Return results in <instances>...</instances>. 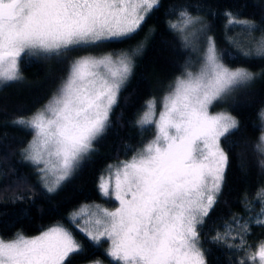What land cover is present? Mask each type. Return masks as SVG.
<instances>
[{
  "label": "snow or ice",
  "instance_id": "obj_1",
  "mask_svg": "<svg viewBox=\"0 0 264 264\" xmlns=\"http://www.w3.org/2000/svg\"><path fill=\"white\" fill-rule=\"evenodd\" d=\"M160 7L161 0H0V85L24 79L22 60H67L66 74L48 102L12 121L33 134L21 156L35 168L46 192H56L96 152L141 50L111 53L102 46L133 39ZM172 13L176 20L167 22L169 30L196 60L185 62L158 114L152 98L135 120L142 131L154 127V137L139 149L125 146L133 152L130 159L109 164L98 177L101 196L117 206L83 205L69 218L94 246L109 243L104 255L113 264H208L201 232L229 164L221 141L240 128L231 113L211 109L264 76L225 64L201 15L184 5ZM224 16L226 30L238 28L243 37L226 36L227 41L246 59H264V27L230 11ZM73 52L82 54L70 56ZM257 117L260 134L251 148L264 174V108ZM240 167L243 171V163ZM254 199L259 212L253 214L245 196L247 215L225 218L207 240L236 255L229 264H264V242L255 247L247 242L252 225L264 226V186ZM80 252L82 245L62 224L36 236L0 237V264H65Z\"/></svg>",
  "mask_w": 264,
  "mask_h": 264
},
{
  "label": "trees",
  "instance_id": "obj_2",
  "mask_svg": "<svg viewBox=\"0 0 264 264\" xmlns=\"http://www.w3.org/2000/svg\"><path fill=\"white\" fill-rule=\"evenodd\" d=\"M180 5L187 6L194 14L201 15L208 25V34L216 41L217 49L225 64L244 66L254 73L264 72V59H246L226 36H239V29L226 30L225 11L240 19L256 21L264 27V0H161V7L146 18L141 30L126 42L102 46L105 52L118 53L141 47L134 56L135 67L123 88L118 105L111 116V127L96 143V152L86 159L77 171L54 193H48L41 186L35 168L25 163L21 150L31 141L32 133L12 121L40 109L51 98L66 74L67 60L57 58L22 60L24 79L18 83L0 85V236L13 238L16 232L33 236L41 231L62 224L68 228L82 245V252L72 254L65 264H84L98 260L113 264L104 255L107 241L94 246L70 222V216L81 205L104 204L113 206V200L101 196L97 188L98 177L109 164L126 160L133 155L125 146L139 149L155 135V128L142 131L135 120L142 114L145 102L154 98L156 105L168 91L186 61L196 60V54L182 46L177 36L169 30L168 21L176 20L172 13ZM256 32L255 35H259ZM202 48V47H201ZM228 53L233 54L230 59ZM70 53V56L81 55ZM97 54V53H94ZM213 109L225 110L240 122V128L228 141L221 145L229 155L222 193L210 212L201 232L202 244L208 264H229L235 261V254H228L222 246L208 243L224 219L232 214L247 215L242 200L251 201L255 212L260 202L254 199L258 187L264 186V174L256 165L251 145L259 133L258 110L264 108V76H259L246 88L238 89L226 101L213 105ZM247 142V144H245ZM234 146L229 149V144ZM241 163L244 165L241 170ZM19 197V198H18ZM248 244L255 247L264 242V226L251 227Z\"/></svg>",
  "mask_w": 264,
  "mask_h": 264
},
{
  "label": "rangeland",
  "instance_id": "obj_3",
  "mask_svg": "<svg viewBox=\"0 0 264 264\" xmlns=\"http://www.w3.org/2000/svg\"><path fill=\"white\" fill-rule=\"evenodd\" d=\"M205 22H206V21H205ZM209 35H210V34H209ZM200 46L203 47V44H201ZM174 80H175V79H174ZM174 80H173V82H174ZM173 82H172V83H173ZM58 87H59V86H58ZM58 87H57V88H58ZM57 88H56V90H57ZM56 90H55V91H56ZM168 91H169V89H168ZM168 91H167V92H168ZM167 92L164 94V96L167 94ZM164 96H163V97H164ZM163 97H162V98H163ZM162 98L160 99V102H161ZM47 102H48V101H47ZM47 102H46V103H47ZM46 103H45V104H46ZM45 104H44V105H45ZM156 104H157V103H156ZM160 110H161V107H160V103H159L158 105H156V111H157V114L160 112ZM211 110H212L213 112H224V111H225V110L213 109V108H212ZM226 112H227V111H226ZM32 138H33V134H32ZM32 138H31V140H32ZM150 140H151V139H150ZM128 159H130V158H128ZM126 160H127V159H126ZM118 163H119V162H118ZM118 163H115V164H118ZM111 200H113V199H111ZM113 202H114V203H113V206H105L104 204H99V203L88 204V205H100L101 207H105V208H108V209L111 210V209H114V207H116L117 204H118V202H115L114 200H113ZM81 206H83V205H81ZM81 206H80L78 209H76L74 212L78 211V210L81 208ZM50 227H52V226H50ZM47 229H48V228H47ZM45 230H46V229H45ZM38 234H40V233H38ZM38 234H36V235H38ZM36 235H33V236H36ZM26 236H27V235H26ZM0 237H1V236H0ZM6 240H7V239H6ZM108 246H109V243L107 242V248H108ZM96 261H98V260H90V261H88L87 263H84V264H95ZM102 264H103V263H102Z\"/></svg>",
  "mask_w": 264,
  "mask_h": 264
}]
</instances>
